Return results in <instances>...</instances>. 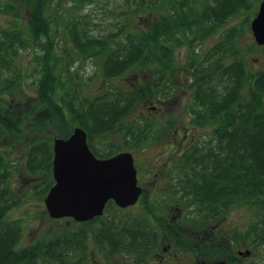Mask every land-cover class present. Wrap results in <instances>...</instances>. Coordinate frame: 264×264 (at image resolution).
Wrapping results in <instances>:
<instances>
[{
  "label": "trees",
  "instance_id": "16d2710c",
  "mask_svg": "<svg viewBox=\"0 0 264 264\" xmlns=\"http://www.w3.org/2000/svg\"><path fill=\"white\" fill-rule=\"evenodd\" d=\"M259 1L204 0L199 7V0H165L166 4L162 5L166 9L157 15L156 12H160L159 1L130 0L127 2L131 7L126 12L127 16L137 19L142 13H156L147 31L135 30L131 20L115 31L100 35L91 33L87 20L71 21V27L57 31L68 35L82 56L103 58L104 76L108 80L140 67H155L163 81L173 68L177 49L185 46L195 49L229 20L252 10ZM14 2L29 8V20L24 26L15 22L11 29L0 26V63L10 69L15 68L14 61L20 51L31 48L35 52L37 44L42 45L43 55L36 58L40 64V78L33 106L42 110L37 121L43 123V127L55 120L58 125L65 124L72 129L80 126L87 132L89 146L98 158L115 156L116 152H98L93 141L94 132L107 133L120 128L130 131L120 121L143 98V93L124 95L109 89L88 103L87 118L82 119L74 95L59 93L64 86L57 74L54 47L47 43L54 40V25L63 24V19L59 21L52 17L51 7L55 0H0V14L14 10ZM78 3L82 4V0L74 6ZM248 20L249 17L245 23ZM237 35L238 29L233 28L227 31L222 42L204 52L201 59L195 52L189 59L193 65L191 86L196 101L191 110L195 115L199 110V121H203L204 126L210 124L215 128L208 139L194 144L183 154L177 165L180 187L176 193L173 192L177 199L171 198L187 208L188 217L193 215V221L190 218L189 222L199 230L205 227H210V230L211 226L220 224L231 208L255 205L259 220L257 228L250 232L261 241L264 240V69L257 73L248 69L243 53L235 46ZM230 58L234 60L227 63ZM18 79L4 82L5 87L11 91L18 85ZM157 79L158 76L148 83L151 84L146 94H153ZM7 89L4 93L0 90V94L8 93ZM4 110L0 106V141L6 129L19 132L22 123L20 118L12 120L3 114ZM71 134H64V138ZM141 139L145 140L146 136ZM39 156L46 160L39 161ZM28 158L30 173L52 169L53 147L46 142L35 144L30 148ZM9 178L8 161L0 154V264H88L90 241L106 252V260L100 264L118 262L123 250L141 263L160 247L161 237L157 228L156 231L143 221L136 222L127 217L108 222H102V217L96 218L82 223L78 230L56 231L52 238H42L35 244L21 247L23 226L19 221L9 220L10 212L20 205V197L8 187ZM51 182L54 185V181ZM52 185L44 187L41 194L46 195ZM114 206L110 202L106 211ZM99 223V228L92 227ZM184 226L166 224L174 245L182 251L194 252L201 260L198 264L215 263L213 253L224 249L221 232H213L217 235L211 241L199 242ZM227 243L230 245L229 239ZM229 254L226 264H243L246 261L231 252Z\"/></svg>",
  "mask_w": 264,
  "mask_h": 264
},
{
  "label": "rangeland",
  "instance_id": "374dc122",
  "mask_svg": "<svg viewBox=\"0 0 264 264\" xmlns=\"http://www.w3.org/2000/svg\"><path fill=\"white\" fill-rule=\"evenodd\" d=\"M77 1L55 0V4L51 7L52 17L59 21L63 19L61 26L58 23L54 25L56 33L61 28L66 30V27H71L72 24L69 25L71 21L78 20H87L85 22L88 23L91 33L96 35L115 31L127 20L133 21L135 30L147 31L156 13L160 15L166 9V6L162 5L166 4L165 0H157L161 4L160 12L157 11L154 15L142 13L137 19H133L127 16L128 13L126 15L131 8L127 4L130 0H82V4L78 3L74 6ZM203 1L199 0V7H202ZM262 1L255 3L252 10L245 11L229 20L214 35L199 43L195 49L192 50L188 46L177 49L174 52L173 68L163 81L155 67V69L140 67L127 71L116 79L108 80L103 71L104 59H90L82 56L72 45L68 35L62 31L58 35L54 31L52 43L47 41L54 47L57 74L61 76L64 86L59 89V93L68 92L74 95L76 107L81 111L82 119L87 118L85 114L90 105L88 103L109 89L124 95L143 93V98L138 100L128 116L120 121L121 125L128 127L130 131L120 128L107 133L94 132V145L101 154L132 153L138 184L147 190L134 207L122 212L115 205L114 208L105 210L102 222L117 221L126 217L136 222L143 221L154 230L158 229L161 244L152 256L141 263L136 262L133 255L125 254L126 251L123 250L119 261H114L113 264H198L201 262L194 252L177 248L166 230L167 223H174L168 220L173 216L177 218L176 225H185L184 229L192 234L193 238L196 237L199 240L202 238L203 231H209L208 228H210L205 227L199 230V227L191 224L189 220L191 218L193 221V215L189 218L187 208L172 201L171 198L177 199V196L173 194L180 187L177 182V165L186 151L178 150V148L192 140H195L194 144H198L208 139L215 128L213 127L215 125L204 126L203 121H199L198 108L197 115L189 109L195 107L194 102H196L191 86L193 65L189 59L193 52L198 53V58L202 57L204 52L223 41L227 31L235 28L238 29L235 46L243 53L248 69L252 73L264 69V48L256 44L251 30V23L257 16ZM13 4L14 10L7 14H0L2 28L11 29L15 26V22L22 23L23 26L28 23L29 8L18 2ZM247 17L249 20L245 23ZM35 48V52L31 48L20 51L14 61L15 68L10 69L0 63V90L3 93L7 89L4 82L19 78L17 86L11 91L7 89L6 91L9 92L6 94H0V106L5 108L2 113L12 120L18 118L22 120L19 132L5 130L0 141V154L8 161L10 167L8 187L13 194H18L17 197H20V205L10 212L9 220L19 221L23 226L21 247L35 244L42 238H52L56 231L64 232L67 229L75 231L82 228L80 226L82 223H76L72 219L52 220L47 213L45 198L49 191L46 195L41 194V191L44 187L52 185L53 167L37 173H30L28 170V153L33 145L46 142L53 147L55 140L67 139L64 138V134H73L74 129L80 127L74 126L72 129L65 124L60 126L56 120L43 127L41 126L43 123L37 121L42 110L33 106L37 97L36 85L40 78V64L36 58L40 54L43 55V50L40 44H37ZM233 60L230 58L227 63ZM157 76L153 94H146L151 84L148 83ZM185 134H187V140ZM144 136L146 139H141ZM136 141L140 143L137 144ZM38 160H46V158L39 156ZM162 185L165 186L164 189L161 188ZM257 215L258 210L255 205H241L230 209L223 218V223L220 222L221 228L225 231L222 233L226 234L223 242L224 249L220 250V253H213V262L226 264L227 257H230L229 252L238 256L240 251H249L251 254L245 258L246 261H243V264H264V240L259 241L250 232L257 228L259 220ZM100 225V223L93 224L92 227L99 228ZM219 226L218 224L216 227ZM214 227L215 225L211 226V228ZM90 242L88 264L105 262L106 252L101 251L92 241Z\"/></svg>",
  "mask_w": 264,
  "mask_h": 264
},
{
  "label": "water",
  "instance_id": "95a60500",
  "mask_svg": "<svg viewBox=\"0 0 264 264\" xmlns=\"http://www.w3.org/2000/svg\"><path fill=\"white\" fill-rule=\"evenodd\" d=\"M251 30L256 44L264 48V0ZM53 152L55 183L45 198L52 220L86 223L102 217L110 202L120 209H128L142 196L132 153L99 159L88 145L86 131L80 127L69 138L55 140ZM250 254L238 252L241 257Z\"/></svg>",
  "mask_w": 264,
  "mask_h": 264
},
{
  "label": "flooded vegetation",
  "instance_id": "af4514ba",
  "mask_svg": "<svg viewBox=\"0 0 264 264\" xmlns=\"http://www.w3.org/2000/svg\"><path fill=\"white\" fill-rule=\"evenodd\" d=\"M189 109H191V108H189ZM185 139L187 140V134H185ZM194 143H195V140H192V142H190V143H188V144H183V145H181L179 148H178V150H183V149H185V150H187V149H189V148H191L193 145H194ZM186 145V146H185ZM134 157V156H133ZM141 187V186H140ZM142 189H143V193H142V196L147 192V190L144 188V187H141ZM161 188L162 189H164L165 188V186H161ZM172 219V220H171ZM171 219H169L168 218V220H170V221H172V222H174L175 223V221H177V218L175 217V216H173V218L171 217ZM223 223V222H222ZM220 226H219V228L218 227H214V228H211L209 231H203V234L201 235L202 236V238L199 240V238H198V240H199V242H205V241H211L213 238H215V236L217 235L216 233L214 234L213 232H217V230H219L220 232H221V234H222V239L224 240L225 238H226V234H223L222 232H225L222 228H221V223L219 224ZM207 239H209V240H207ZM225 241V240H224ZM241 257V256H240ZM249 257V256H248ZM248 257H241V258H248ZM215 264V263H214Z\"/></svg>",
  "mask_w": 264,
  "mask_h": 264
}]
</instances>
